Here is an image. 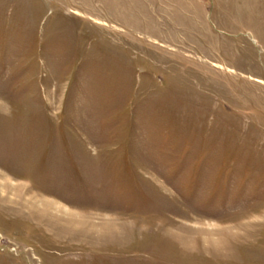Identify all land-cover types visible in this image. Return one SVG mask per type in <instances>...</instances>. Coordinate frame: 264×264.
<instances>
[{"label":"rangeland","instance_id":"1","mask_svg":"<svg viewBox=\"0 0 264 264\" xmlns=\"http://www.w3.org/2000/svg\"><path fill=\"white\" fill-rule=\"evenodd\" d=\"M0 264H264V0H0Z\"/></svg>","mask_w":264,"mask_h":264}]
</instances>
